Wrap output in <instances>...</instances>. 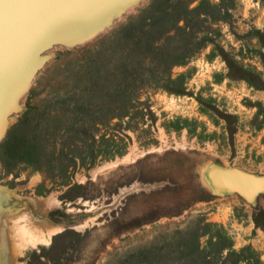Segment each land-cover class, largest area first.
I'll use <instances>...</instances> for the list:
<instances>
[{
    "label": "rangeland",
    "instance_id": "obj_1",
    "mask_svg": "<svg viewBox=\"0 0 264 264\" xmlns=\"http://www.w3.org/2000/svg\"><path fill=\"white\" fill-rule=\"evenodd\" d=\"M0 264H264V0H0Z\"/></svg>",
    "mask_w": 264,
    "mask_h": 264
},
{
    "label": "bare ground",
    "instance_id": "obj_2",
    "mask_svg": "<svg viewBox=\"0 0 264 264\" xmlns=\"http://www.w3.org/2000/svg\"><path fill=\"white\" fill-rule=\"evenodd\" d=\"M36 1H38V0H36ZM39 1H40V0H39ZM27 2H28V1H27ZM33 2H34V1H33ZM40 3H41V2H40ZM28 4H29V3H28ZM28 4H27V5H28ZM35 4H36V2L34 3V5H35ZM30 6H31V5H30ZM36 6H37V4H36ZM26 9L29 10V9H31V8H26ZM35 10H36V9H35ZM39 10H40V9H39ZM35 12H36V11H35ZM29 13H30V12H29ZM23 14H25V12H23ZM26 14H27V13H26ZM34 15H35V14H34ZM18 16H19V15H18ZM30 16H31V15H30ZM24 17H25V16H24ZM18 19H19V18H18ZM18 19H16V20H18ZM36 20H38V19H36ZM17 24H18V23H17ZM17 24H15V26H17ZM19 24H20V23H19ZM20 25H21V24H20ZM19 27H20V26H19ZM19 27H18V28H19ZM17 31H19V30L17 29ZM19 32H21V31H19ZM19 32H18V34H20ZM16 36H17V35H16ZM15 40H16V38H15ZM17 40H18V39H17ZM16 42H17V41H16ZM25 85H26V86H25V89H26L27 86H28V84H25ZM24 91H25V90H24ZM121 191H122V192H123V191L125 192L126 189H122ZM40 225H41V224H40ZM21 226H24V225H21ZM41 226H42V225H41ZM42 227H43V226H42ZM43 229H45V226H44ZM25 231H26V230H25ZM26 232H27V231H26ZM28 233H30V232H28ZM51 233H52V231H49V232L47 233V237H46V238H44L43 235L41 236V238H39V237H37V236H35V238H36L37 242H39V241H41V240H45V241H46V240L50 237Z\"/></svg>",
    "mask_w": 264,
    "mask_h": 264
}]
</instances>
